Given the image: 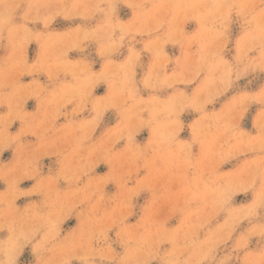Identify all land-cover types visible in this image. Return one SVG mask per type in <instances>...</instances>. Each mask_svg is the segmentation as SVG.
<instances>
[{"label":"clouds","instance_id":"1","mask_svg":"<svg viewBox=\"0 0 264 264\" xmlns=\"http://www.w3.org/2000/svg\"><path fill=\"white\" fill-rule=\"evenodd\" d=\"M262 76L264 0H0V264H264Z\"/></svg>","mask_w":264,"mask_h":264},{"label":"rangeland","instance_id":"2","mask_svg":"<svg viewBox=\"0 0 264 264\" xmlns=\"http://www.w3.org/2000/svg\"><path fill=\"white\" fill-rule=\"evenodd\" d=\"M127 15H129V13H127V11L125 10V12H124V16L126 17ZM57 27L62 29L64 26H63V24H61V25L58 24ZM234 34H235V29H234ZM35 49H36L35 44L29 46V57H30V59L33 58ZM73 58H76V57H73ZM261 79H264V76H262ZM26 80H27V78H26ZM98 91H99V92H102V91H103V88L99 89ZM27 108H28V110H32V109L34 108V102H33V101H29V103H28V105H27ZM255 110H256V107L254 106V107L250 110L249 118H247L246 121H245V127H246L247 129H251V119H250V117H251V115H254ZM17 126H18V125H14L13 130H15V128H16ZM8 155H9V153H5V158H7ZM103 170H104L103 168L100 169V171H103ZM227 170H229V169H228V167L226 166V167H225V171H227ZM105 171H106V167H105ZM99 174H100V175H103L104 173H99ZM25 183H26V184L23 185V186H27V183H28V182H25ZM29 187H31L30 184H29ZM109 190H110V191H115L114 186H109ZM250 198H251V197H250V195H249L246 199H250ZM244 199H245V198H243L242 196H237V197H236L237 202H246V201H244ZM28 255H29V254L26 252L25 257H22V261H24V259H25L26 257H28Z\"/></svg>","mask_w":264,"mask_h":264}]
</instances>
